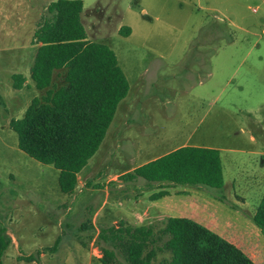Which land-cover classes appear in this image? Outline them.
Instances as JSON below:
<instances>
[{
    "label": "rangeland",
    "instance_id": "obj_1",
    "mask_svg": "<svg viewBox=\"0 0 264 264\" xmlns=\"http://www.w3.org/2000/svg\"><path fill=\"white\" fill-rule=\"evenodd\" d=\"M56 1L0 0V234L5 230L12 240L3 264H102L100 229L121 220L138 226L132 208L143 211L152 191L144 179L109 184L107 192L131 211L110 205L94 222L107 199L104 188L82 180L77 192L64 194L59 171L19 149L9 123L45 93L15 90L12 76L29 75L34 32ZM81 1L90 41L115 52L130 92L80 177L131 172L189 137L191 145L221 150L227 187L204 190L220 198L222 217L253 223L264 197V0ZM122 27L132 34L120 35ZM114 149L120 154L110 156ZM31 255L36 262L26 259Z\"/></svg>",
    "mask_w": 264,
    "mask_h": 264
},
{
    "label": "trees",
    "instance_id": "obj_2",
    "mask_svg": "<svg viewBox=\"0 0 264 264\" xmlns=\"http://www.w3.org/2000/svg\"><path fill=\"white\" fill-rule=\"evenodd\" d=\"M83 11L81 0H58L47 7L48 17L34 32L33 44L40 46L30 70L35 88L46 94L34 98L24 116L9 123L23 153L59 171V187L67 195L75 193L79 174L99 151L130 90L115 52L89 40ZM119 33L128 37L132 31L122 27ZM56 72L64 73L63 85L51 90ZM13 82L15 90L27 87L21 74L13 75ZM139 178L162 189L225 187L220 152L194 146L179 148L119 179L128 183ZM166 194L162 191L150 199ZM251 220L264 234V197ZM98 240L106 245L102 264H153L160 254L168 257L159 264H255L235 245L187 218H164L161 226H134L121 220L103 226ZM11 243L2 230L0 264ZM59 244L60 239L51 250ZM26 259L37 261L34 255Z\"/></svg>",
    "mask_w": 264,
    "mask_h": 264
},
{
    "label": "crops",
    "instance_id": "obj_3",
    "mask_svg": "<svg viewBox=\"0 0 264 264\" xmlns=\"http://www.w3.org/2000/svg\"><path fill=\"white\" fill-rule=\"evenodd\" d=\"M89 40H92V39L89 37ZM39 46L40 45L34 46V50H33L34 58H35V55H36V52ZM32 65L33 63L30 64V67L28 69L29 71L31 70ZM23 76L26 79L25 85L27 86L24 88H31V87L35 88L30 78L31 72L29 73L28 76L26 75H23ZM63 76H64L63 72H56L55 79H54V85L51 87V90H54L55 87H61L63 85ZM12 79H13V76H12ZM149 83H151V81H149L148 84ZM129 86H130V83H129ZM41 92H44L46 94V91H41ZM44 95H41L39 98L43 97ZM126 118L128 117L126 116ZM130 123H131V119H128V120L126 119V124L128 125ZM193 133L194 132L189 134L190 137L193 135ZM131 136H132V133H128L127 136L124 138V140L129 139ZM182 140H183L182 141L183 143L181 145H176L171 151H166L162 154L154 156L151 159H147L145 163H142L141 165L135 167L134 169H132L131 172H133L136 168L142 165H145L179 148L186 147V146L216 149L220 152V156H221V150L214 145H208L205 143H197V144L191 145L190 143L191 138L189 137L182 138ZM116 149L119 150L121 148L116 147ZM113 151H115V149L112 150L111 153H109L110 156L112 155ZM153 152H155V149ZM115 154L117 155L120 153L118 151H115ZM221 160H222V157H221ZM131 172H127V173H131ZM127 173L126 172H123V173L116 172V173H109V174L105 173L103 176L102 174H100V172L92 173V175L90 172H86V174L82 177H80V174H81L80 173L78 176V186L75 192H77V190L80 187L84 186V183L82 182V180L88 181L89 187L92 186V184H94L96 186H101V188H104L102 190H106L107 192L108 185L111 183L120 182L121 185L123 183L126 184V182L121 181L119 178ZM223 173H224V180H225L224 189H226L227 181L225 178L224 166H223ZM136 181H138V179ZM103 183H106V184H103ZM128 183H133V182H128ZM162 191L167 192V194L164 197L156 199V200L150 199L151 196L156 195ZM174 197H178V198L176 199ZM144 204L146 205L145 209L143 211H139L138 209H133L132 207H129L130 204H128L126 200L122 199V197H119V196H116V195H113L107 192V199L103 202L102 208L98 212H96L94 216V222L97 220L98 217H100L101 212L110 205L114 207V209H116V211L118 212H122L124 210L123 207L128 205V207L130 208L129 211H131V208H132V214H133L132 219L138 226H142L145 224H151V223L160 221L168 217L187 218V219H190L204 226L205 228L219 235L220 237L227 240L231 244L235 245L246 256H248L255 264H264V234L262 233V231L254 223L249 222L248 224H241L239 218H235L234 219L235 221H230L229 219L222 217L221 214L223 213V209L220 206L221 203L219 201V198L212 196L209 192H206L204 188L190 189L187 187H180V186L174 187L173 186V187L162 189L160 184L153 183L152 191H150L148 195L145 194L144 196ZM256 209L253 210L254 212L253 215L255 214ZM113 221L114 220L112 216L108 222H113Z\"/></svg>",
    "mask_w": 264,
    "mask_h": 264
}]
</instances>
